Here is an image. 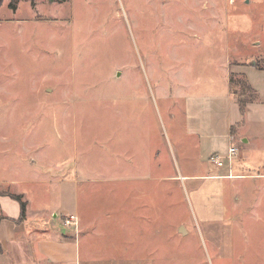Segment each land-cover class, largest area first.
Listing matches in <instances>:
<instances>
[{
    "label": "rangeland",
    "instance_id": "374dc122",
    "mask_svg": "<svg viewBox=\"0 0 264 264\" xmlns=\"http://www.w3.org/2000/svg\"><path fill=\"white\" fill-rule=\"evenodd\" d=\"M42 3L0 18V188L76 214L80 264H264V153L186 176L182 94L221 61L264 69V0Z\"/></svg>",
    "mask_w": 264,
    "mask_h": 264
},
{
    "label": "crops",
    "instance_id": "0c3cea01",
    "mask_svg": "<svg viewBox=\"0 0 264 264\" xmlns=\"http://www.w3.org/2000/svg\"><path fill=\"white\" fill-rule=\"evenodd\" d=\"M3 1L6 11H0L2 20L6 19L7 11L14 14L21 5H27L30 11L43 5V0ZM11 3H14L13 9ZM219 66L223 67L224 73L219 81L210 82L211 92H206L205 85L194 86L191 80L184 81L185 93L182 91L185 88L180 91L184 94L185 133L194 139L199 165L201 163L205 167L201 174L186 175L191 179H242L246 168L257 169L263 163L264 69L249 64L232 65L228 60L221 61ZM230 73L245 76L256 92L257 99L247 104L244 116L230 92ZM198 86L200 91L195 92ZM231 145L239 148V154L230 165L226 163L217 168L209 162V156L225 153ZM256 152L259 154L258 161L252 158ZM256 173L261 176V173ZM0 189L4 191L0 193V264H80L79 242L86 225H81L79 220L75 228L73 223L64 224L66 219L75 221L76 214H66L65 210H61L58 216L51 208L49 218L44 210L34 209L22 197L25 210L24 217L20 218V206L17 201H11L9 193L20 194Z\"/></svg>",
    "mask_w": 264,
    "mask_h": 264
},
{
    "label": "trees",
    "instance_id": "16d2710c",
    "mask_svg": "<svg viewBox=\"0 0 264 264\" xmlns=\"http://www.w3.org/2000/svg\"><path fill=\"white\" fill-rule=\"evenodd\" d=\"M2 2L3 0H0V6ZM10 7L13 9L14 3H11ZM229 86L231 95L238 104L240 114L244 116L247 110V104L257 99L256 92L251 88L245 78H238L237 75L233 73L229 75ZM9 196L18 201L20 206V218L24 217L25 202L22 200V196L11 193H9Z\"/></svg>",
    "mask_w": 264,
    "mask_h": 264
},
{
    "label": "built area",
    "instance_id": "2783aa9c",
    "mask_svg": "<svg viewBox=\"0 0 264 264\" xmlns=\"http://www.w3.org/2000/svg\"><path fill=\"white\" fill-rule=\"evenodd\" d=\"M238 154H239V148L235 145H231L227 148L225 153L212 154L211 156H209L208 160L215 167L220 168L223 167L226 163L230 165L232 161L235 158H237ZM72 223L74 224V227H76L75 221L71 222V220L69 219L64 220V224L67 226Z\"/></svg>",
    "mask_w": 264,
    "mask_h": 264
},
{
    "label": "water",
    "instance_id": "95a60500",
    "mask_svg": "<svg viewBox=\"0 0 264 264\" xmlns=\"http://www.w3.org/2000/svg\"><path fill=\"white\" fill-rule=\"evenodd\" d=\"M250 64H252V65H253L254 63H253V62H251ZM180 231H181V232H184V229H183L182 227H180Z\"/></svg>",
    "mask_w": 264,
    "mask_h": 264
}]
</instances>
